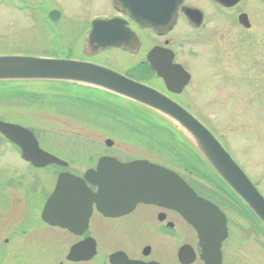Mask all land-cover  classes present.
Here are the masks:
<instances>
[{
  "label": "rangeland",
  "instance_id": "374dc122",
  "mask_svg": "<svg viewBox=\"0 0 264 264\" xmlns=\"http://www.w3.org/2000/svg\"><path fill=\"white\" fill-rule=\"evenodd\" d=\"M29 2L33 8L25 12L11 0H0V56L82 60L89 25L113 14L111 0ZM243 3L241 6L245 7ZM51 11L60 13L57 22L49 19ZM247 13L254 24L248 34L240 32L233 21L229 27L220 29L221 33L228 32L226 41L220 43L228 48L226 75L214 77L213 83L207 56L197 62L188 61L196 80L183 100H187L197 118L222 142L264 196V7L256 5ZM182 58L190 59L191 55L184 52ZM97 60L121 73L142 75L137 68H127L135 59L117 49L107 50ZM62 89L65 87L54 83L18 82L3 86L0 83V120L30 129L44 151L69 164L63 169L54 165L33 168L0 139V264L97 263L69 262L66 255L80 238L49 228L41 220L40 212L59 173L82 175L103 156L121 161L146 159L180 174L226 213L229 227L226 264H264L261 226L205 179L185 170L183 158L177 154L179 150L167 147L164 137L132 118L118 122L113 115L116 112L95 107L91 101L70 102L68 95L77 97L76 93L70 89L64 93ZM75 89L71 88L78 92ZM86 92L105 98L98 92ZM64 94V100L57 97ZM119 100L122 107L129 109V102ZM107 101L115 102L110 98ZM107 140L113 141L111 147L107 146Z\"/></svg>",
  "mask_w": 264,
  "mask_h": 264
},
{
  "label": "water",
  "instance_id": "95a60500",
  "mask_svg": "<svg viewBox=\"0 0 264 264\" xmlns=\"http://www.w3.org/2000/svg\"><path fill=\"white\" fill-rule=\"evenodd\" d=\"M233 7L240 0H215ZM127 14L142 29L171 30L176 23L178 10L184 0H122ZM53 20L60 13L51 11ZM242 15L240 22L245 23ZM122 18L96 19L86 36L84 54L95 56L110 49L136 53L140 41ZM160 49H154L148 59L152 69L164 79L174 93L188 84L190 75L180 66L172 77L154 61ZM171 62V59H170ZM169 62V63H170ZM169 70V69H167ZM54 83L85 87L102 91L127 102L139 105L164 119L178 131L201 155L228 188L246 205L264 227V196L246 172L219 139L195 115L167 95L147 85L134 81L105 66L84 60H68L23 55L0 56V83ZM0 133L16 145L22 158L36 168L68 163L43 151L34 134L28 129L0 121ZM108 147L113 145L107 140ZM97 187L93 193L87 186ZM139 203L157 204L179 210L183 218L197 232L206 264H221L222 243L228 238L227 218L218 206L203 199L175 171L137 160L120 162L115 157L99 159L95 169L85 172L83 178L69 172L59 175L55 190L42 211V220L49 225L81 236L88 227L93 205L108 217L122 216ZM95 255L94 244L74 245L67 257L69 261H88Z\"/></svg>",
  "mask_w": 264,
  "mask_h": 264
},
{
  "label": "flooded vegetation",
  "instance_id": "af4514ba",
  "mask_svg": "<svg viewBox=\"0 0 264 264\" xmlns=\"http://www.w3.org/2000/svg\"><path fill=\"white\" fill-rule=\"evenodd\" d=\"M11 1L13 5L15 3L20 11L26 12L33 8L29 0H26V3H21L20 0ZM121 1L111 0L113 14L101 19L122 18L128 21V27L139 38L140 48L136 53L126 52L121 49L117 50L135 59L133 64L127 68L142 69L143 74L141 77H134L129 74L130 71L128 73H121L97 60V57L106 51L90 57L84 54V46L82 60L108 67L134 81L154 88L179 103L195 116L198 115L186 104L187 100H183L185 95H189L192 84L196 80V75L187 65L188 61L197 62L207 56L211 65L209 76L213 79V83L215 81L214 77L225 76V65L228 62L225 50H228V48L227 46L226 49L225 47L223 48L224 45H220V43L222 44L226 41L228 32L226 31V34L221 33L220 29L229 27L231 21H233V24L236 25L240 32H250L254 24L247 10L256 5L264 7V0H248L249 3L240 0L233 7L225 6L215 0H202V2L184 0L178 10V17L173 28L169 31L164 29L154 31L150 28H140L127 14L126 8ZM242 3L245 7L241 6ZM242 15L247 16L245 23L240 22ZM89 26L87 34L91 30V24ZM156 48L160 49V51L155 55L154 61L166 70L165 73H168L171 77L175 76V73L179 74L178 70L172 69L171 71L170 68L180 66L190 75L188 84L180 93L172 92L164 79L152 69V64L148 57ZM210 48L211 51L209 52ZM184 52H188L191 58H182ZM168 65L171 67H168ZM0 139H3L6 144L15 149L21 156L19 149L9 143L2 134H0ZM137 160L146 159L121 162L128 163ZM152 163L157 164L155 162ZM75 175L80 178L84 176V174ZM56 183L57 180L51 193L44 199L40 217L46 202L55 190ZM87 186L93 193L97 192V187L94 185L87 183ZM5 207L7 206L4 205ZM43 223L49 228L67 231L60 227ZM67 232L71 234L69 231ZM78 238L80 240L77 243H85L86 247L93 243L95 248L94 257L88 261H81L83 263H93L96 261V264H206V261L202 258V247L200 246L197 232L184 220L179 210L167 206L139 203L132 211L125 215L108 217L99 212L94 204L88 227ZM228 239L229 236L222 243L221 264L228 262L225 251V244ZM6 241L8 242V240ZM213 264H216V261Z\"/></svg>",
  "mask_w": 264,
  "mask_h": 264
},
{
  "label": "trees",
  "instance_id": "16d2710c",
  "mask_svg": "<svg viewBox=\"0 0 264 264\" xmlns=\"http://www.w3.org/2000/svg\"><path fill=\"white\" fill-rule=\"evenodd\" d=\"M139 72L143 74L142 69L139 70ZM5 84H2V86ZM70 91L75 93L71 88H69ZM21 91V90H20ZM83 91L82 89H78V92ZM22 92V91H21ZM62 92L67 93L69 92L67 89H62ZM25 94V92H22ZM77 97H75L73 94L68 95V101L78 103H87L90 102L95 105V107L103 106L105 108H108L111 112H116V114H113L116 117V120L118 122H126L129 121V119H134L136 122L138 121L141 124H144V126L148 128H152V131L155 132L157 135L164 137L165 142H167L165 145L167 147L172 148L173 150L177 149V154L183 158L182 160V166L185 170L193 172L194 174H197L199 177L205 179L209 184L214 186L217 189V192L221 195L227 196L232 201L237 204V206L244 209L246 213H248L256 223L260 225L256 217L248 210V208L238 199V197L228 188V186L220 179V177L212 170V168L206 163V161L201 157V155L194 149V147L175 129L170 127L168 122H166L161 117L157 116L153 112L146 110L145 108L133 104H129V109L126 107H122V105L119 104L121 98L111 95V94H102L105 96L103 99H99L96 97H93L94 95H88L84 93H76ZM43 97V96H39ZM60 97L62 100L65 99V94ZM108 97V98H107ZM113 99L115 102L107 101L108 99ZM118 105V106H116ZM133 110H130L132 109ZM136 109V111H135ZM146 135H148L146 133ZM150 137L149 135L147 136ZM178 148H176V146ZM193 187V186H192ZM194 188V187H193ZM195 189V188H194ZM196 190V189H195ZM197 191V190H196ZM198 192V191H197ZM198 194H200L198 192ZM201 195V194H200ZM201 196H204L203 194ZM205 197V196H204ZM207 198V197H206ZM209 199V198H208ZM212 200V199H210ZM218 204V203H217ZM261 226V225H260ZM261 229L264 232V228L261 226Z\"/></svg>",
  "mask_w": 264,
  "mask_h": 264
}]
</instances>
